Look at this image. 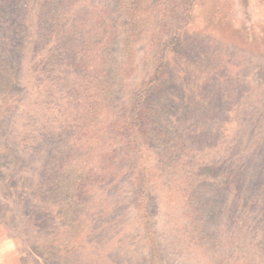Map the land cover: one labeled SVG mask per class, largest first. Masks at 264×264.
I'll use <instances>...</instances> for the list:
<instances>
[{
	"label": "rangeland",
	"instance_id": "374dc122",
	"mask_svg": "<svg viewBox=\"0 0 264 264\" xmlns=\"http://www.w3.org/2000/svg\"><path fill=\"white\" fill-rule=\"evenodd\" d=\"M0 264H264V0H0Z\"/></svg>",
	"mask_w": 264,
	"mask_h": 264
}]
</instances>
